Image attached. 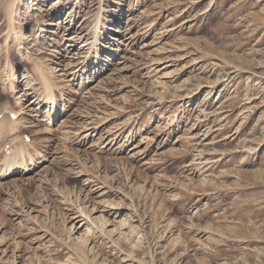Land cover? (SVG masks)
Returning <instances> with one entry per match:
<instances>
[{
	"label": "rangeland",
	"instance_id": "obj_1",
	"mask_svg": "<svg viewBox=\"0 0 264 264\" xmlns=\"http://www.w3.org/2000/svg\"><path fill=\"white\" fill-rule=\"evenodd\" d=\"M2 110L0 264H264V0H0Z\"/></svg>",
	"mask_w": 264,
	"mask_h": 264
},
{
	"label": "bare ground",
	"instance_id": "obj_2",
	"mask_svg": "<svg viewBox=\"0 0 264 264\" xmlns=\"http://www.w3.org/2000/svg\"><path fill=\"white\" fill-rule=\"evenodd\" d=\"M85 42V41H84ZM84 42H82L81 43V45H82V47L79 49V50H82V49H84L85 47H87L88 46V44H86V43H84ZM98 42L97 41H95V47H93V49H96V47L98 48ZM91 47V46H90ZM76 48V47H75ZM98 50V49H97ZM100 53V52H99ZM86 66V65H85ZM43 70V69H42ZM46 71V70H45ZM41 73H42V71H41ZM40 73V74H41ZM39 73H38V75H40ZM47 74V73H46ZM37 75V76H38ZM39 77H42L43 79L42 80H44V83H45V86H46V88L48 89H50L51 88V86H50V82H48L47 80H46V78L41 74V76H39ZM29 78V75L28 74H24V77H23V80H26V79H28ZM46 104H49V108L47 109V111H45V114H47L48 115V117L47 118H49V122H48V125L49 124H51V121H56V116H57V114H58V105L57 104H59V102H58V99H57V97H56V95L55 94H53V93H50V97H47V99L44 101ZM34 103H36V102H34ZM54 103V104H53ZM53 104V107L51 106ZM54 105H55V109H54ZM4 108V107H3ZM3 108H1V109H3ZM4 110H2V111H0V113L1 114H3L2 112H3ZM10 111V110H9ZM4 113H5V111H4ZM11 113L12 114H16V112H14L13 110L11 111ZM17 115V114H16ZM7 117V119L5 118V116H3V118H2V120L0 121V127H1V125H2V128L3 127H5V126H3V125H13L14 123H15V121H13V120H11V118H10V115H8V116H6ZM11 127V126H10ZM6 128H8V127H5V129ZM16 128V127H15ZM14 128V129H15ZM1 129V128H0ZM66 129V128H65ZM3 130H4V128H3ZM7 130V129H6ZM16 130V129H15ZM5 131V130H4ZM12 131V130H11ZM7 132V131H6ZM0 133H2V131L0 130ZM11 133V132H10ZM2 134H4V133H2ZM12 134V133H11ZM14 134V133H13ZM1 135V134H0ZM7 135H8V133H7ZM2 137V136H1ZM20 138V137H19ZM16 139V138H15ZM19 140V139H18ZM17 141V140H16ZM20 141V140H19ZM11 142H13V141H10V143ZM22 142V141H21ZM20 142V143H21ZM8 144V143H7ZM6 144V145H7ZM25 145H26V143H25ZM23 146V148H21V145L19 144V142H18V144H16V147H14V148H16V150L15 149H13L14 150V152L13 153H11V151H12V149H11V151L10 150H6L7 152H6V155H9V156H7L4 160H3V165H1L2 167H0V173L2 172V174H1V176L2 177H4L3 179H5V178H9V177H12V176H16L17 174H19L18 172H23V171H21V170H30V167H29V164H28V161L24 158V156H23V153H24V151H25V148H24V145H22ZM27 146V145H26ZM1 147V146H0ZM18 147L20 148V149H18ZM9 148V147H8ZM18 149V150H17ZM22 149V150H21ZM20 150V151H19ZM1 157V156H0ZM31 161V160H30ZM34 161V160H33ZM33 164V163H32ZM35 168H37V166H35Z\"/></svg>",
	"mask_w": 264,
	"mask_h": 264
}]
</instances>
